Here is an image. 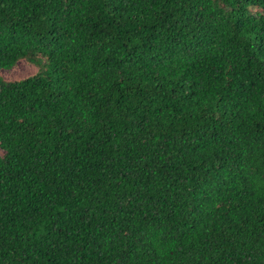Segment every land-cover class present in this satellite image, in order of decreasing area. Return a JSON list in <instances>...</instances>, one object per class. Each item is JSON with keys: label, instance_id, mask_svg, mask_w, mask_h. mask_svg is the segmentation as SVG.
<instances>
[{"label": "trees", "instance_id": "1", "mask_svg": "<svg viewBox=\"0 0 264 264\" xmlns=\"http://www.w3.org/2000/svg\"><path fill=\"white\" fill-rule=\"evenodd\" d=\"M0 264H264V0H0Z\"/></svg>", "mask_w": 264, "mask_h": 264}, {"label": "rangeland", "instance_id": "2", "mask_svg": "<svg viewBox=\"0 0 264 264\" xmlns=\"http://www.w3.org/2000/svg\"><path fill=\"white\" fill-rule=\"evenodd\" d=\"M37 68L24 59L18 60L10 69H0V79L4 81L19 80L33 75ZM2 151L0 150V154Z\"/></svg>", "mask_w": 264, "mask_h": 264}]
</instances>
